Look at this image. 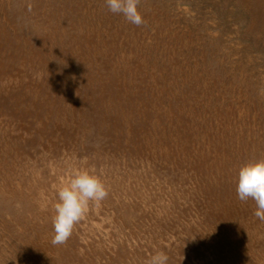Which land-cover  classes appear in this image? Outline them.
<instances>
[{"label":"rangeland","instance_id":"1","mask_svg":"<svg viewBox=\"0 0 264 264\" xmlns=\"http://www.w3.org/2000/svg\"><path fill=\"white\" fill-rule=\"evenodd\" d=\"M0 0V264H264L236 192L264 158V0ZM108 195L53 244L56 189Z\"/></svg>","mask_w":264,"mask_h":264},{"label":"clouds","instance_id":"2","mask_svg":"<svg viewBox=\"0 0 264 264\" xmlns=\"http://www.w3.org/2000/svg\"><path fill=\"white\" fill-rule=\"evenodd\" d=\"M105 3L110 12L122 15L129 23L139 26L145 22L139 10V0H105ZM236 192L241 201L254 200V215L264 220V158L250 159L239 167ZM107 195V187L95 168L73 167L56 189L52 243L64 244L74 226L85 216L90 202H100ZM148 264H168V256L157 252L150 257Z\"/></svg>","mask_w":264,"mask_h":264}]
</instances>
